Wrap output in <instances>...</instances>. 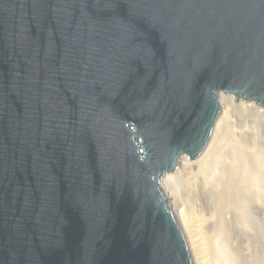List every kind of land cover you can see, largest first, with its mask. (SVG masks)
Wrapping results in <instances>:
<instances>
[{"label":"water","instance_id":"obj_1","mask_svg":"<svg viewBox=\"0 0 264 264\" xmlns=\"http://www.w3.org/2000/svg\"><path fill=\"white\" fill-rule=\"evenodd\" d=\"M229 94L264 0H0V264H201L166 182Z\"/></svg>","mask_w":264,"mask_h":264},{"label":"bare ground","instance_id":"obj_2","mask_svg":"<svg viewBox=\"0 0 264 264\" xmlns=\"http://www.w3.org/2000/svg\"><path fill=\"white\" fill-rule=\"evenodd\" d=\"M238 102L246 116H264L256 101ZM231 112L225 109L209 153L188 155L168 175L167 190L188 222L201 264H264V118L254 119V129Z\"/></svg>","mask_w":264,"mask_h":264},{"label":"rangeland","instance_id":"obj_3","mask_svg":"<svg viewBox=\"0 0 264 264\" xmlns=\"http://www.w3.org/2000/svg\"><path fill=\"white\" fill-rule=\"evenodd\" d=\"M239 99H241V98H235L234 97L233 99H230L229 97L226 96V108L225 109L232 111L231 113H232L233 119L237 120L240 123L247 121L249 126L254 127V129H257L258 124L255 123L254 119H262V118H264V116L258 114L256 111H253L251 116H246L243 112H241L240 108H238V106L236 105L239 103L238 102ZM245 102H246V104H250V102H247V101H245ZM262 136H263V134H262ZM251 215H253V217L256 218V215L254 214V212H252ZM263 240H264V237H263ZM263 252H264V249H263ZM263 255H264V253H263Z\"/></svg>","mask_w":264,"mask_h":264}]
</instances>
